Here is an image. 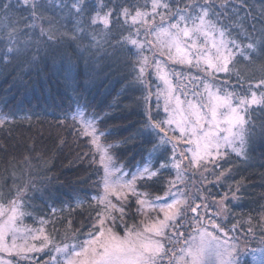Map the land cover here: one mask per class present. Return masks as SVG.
Returning <instances> with one entry per match:
<instances>
[{
  "label": "trees",
  "instance_id": "1",
  "mask_svg": "<svg viewBox=\"0 0 264 264\" xmlns=\"http://www.w3.org/2000/svg\"><path fill=\"white\" fill-rule=\"evenodd\" d=\"M36 2L34 19L31 0L29 5L0 0V116L5 117L0 125V204L21 202L26 225L35 228L43 222L51 249L82 244L103 208L93 199L101 192L102 168L90 139L70 116L74 104L98 118V132L110 133L101 142L113 145L109 152L116 165L130 171L143 166L154 149L137 63L124 39L133 38L134 27L130 17L121 15L124 8L130 16L137 8L148 12L152 0H84L80 12L72 7L77 0ZM164 2L175 10L187 0ZM222 2L213 0V19L230 41L243 45L261 37L264 0H226L221 7ZM6 3L11 7L4 9ZM109 11L108 28L92 23L97 12ZM9 47L21 52L8 53ZM250 55V60L238 55L228 73L238 95L264 93V86L255 87L264 80V51ZM249 113L256 134L245 155L229 154L216 165V172L223 173L216 198L224 203L220 222L264 244V138L259 134L264 105ZM154 155L150 162L153 171L159 170L157 177L136 184L149 198L165 193L172 178L168 167L160 168L167 164L165 150ZM136 208L130 198L125 218L130 226L140 219ZM113 226L123 233L117 230L120 224Z\"/></svg>",
  "mask_w": 264,
  "mask_h": 264
},
{
  "label": "snow or ice",
  "instance_id": "2",
  "mask_svg": "<svg viewBox=\"0 0 264 264\" xmlns=\"http://www.w3.org/2000/svg\"><path fill=\"white\" fill-rule=\"evenodd\" d=\"M29 3L30 0H23L24 5H29ZM83 3L84 0H77L72 7L80 12V5ZM224 3L226 0H223L221 7L224 6ZM31 6L32 16L35 19L39 4L36 0H31ZM3 7L8 9L11 5L6 3ZM160 9L164 11L161 12ZM121 15L126 19L130 17L133 24L142 23L147 27V35H152L155 38L154 41L146 39L144 43L131 37L124 38L141 53L146 44L153 47L159 46L160 54L166 55L167 59L173 63L187 64L197 68L203 65L202 70L208 76L221 72L230 73V66L238 55L245 60H250V53L264 51V32L261 33L259 39L247 44L242 45L235 39L229 41L226 37L227 30L213 19L216 15L213 0H200L199 3L197 0H187V3L182 7L178 4L175 10L164 0H152L150 13L137 8L135 15L130 16L129 10L124 8ZM110 16V11L103 16L97 12L92 18V23L96 24L99 21L104 24L105 28H108ZM156 16L160 17L159 24L155 23ZM148 17L151 19H147ZM44 34L45 30L41 28V35ZM9 38L14 39L12 33H9ZM48 38L53 39L51 35ZM249 39L252 38L249 37ZM258 45H260L259 49ZM7 51L8 53H20L21 49L9 47ZM147 63L148 57L141 55V76L145 71L144 65ZM157 70L163 72L159 62H157ZM160 78L166 84L169 83L166 75H161ZM261 86H264V80L255 85L257 88ZM204 87L207 92L206 102L187 101V108H184L182 107L184 102L177 96L175 108L170 111L169 119L161 123L152 122L148 125L153 129L164 131L162 124L171 125L174 123L180 137L165 138L167 137L165 132V137H162L160 142L167 144L172 139H180L182 142L193 145V148L188 149L191 153L189 163L193 168L214 163L218 158H222L225 155L222 149L225 147L231 149L237 156L245 155L247 143L256 134V125L251 122L249 109L254 105H264V93L257 95V92L251 91L250 96H238L237 93L227 91L225 88H216L213 91V86L207 83ZM234 99H238V103L235 105L233 104ZM171 102L172 96L169 93L165 103L166 112H169L168 105ZM4 123L5 119L0 118V125ZM259 127V134L264 138V122L260 123ZM106 134L110 133H98L92 121L84 124L82 135L91 137V143L95 151L100 154V162L104 167V194L93 198L103 206L102 210L97 212V223L93 225V231L88 233V238L82 244L73 245L71 248L68 245L62 248L57 247L56 251L64 254V264H163L164 257L168 255L170 249L166 248L162 241H171L166 229L182 214V207L187 201L173 198L170 203H150L146 198V193L137 191L138 180L151 181L158 175L159 170L153 171L150 163H146L138 173H134L129 181H125L122 176H117L116 173L121 169L115 168L112 157L108 155V150L113 145L101 143V137ZM185 137H187L186 140ZM172 158L175 161V151ZM172 166L178 170L176 179L181 180V162L175 161ZM166 167H168L166 163H161V169ZM171 187H175V181L171 182L166 195L175 197L176 194L171 192ZM112 196L120 202L119 205L112 202L110 199ZM130 196L137 197L135 201L138 206L137 212L148 217L149 210L156 211L157 217L150 219L149 222L141 221L142 227L125 225L124 234L119 235L113 227L107 225V222L111 220L115 223L114 213L117 212L123 219L124 204ZM163 199L164 197H156L157 201ZM198 208L199 205L192 207L191 211L197 212ZM160 214L163 219L159 218ZM22 215L24 213L20 211L18 200L10 201L9 206L0 204V217H6L0 221V251L10 252L13 249L19 252L39 251L34 245L28 246L25 243L18 246L16 244V233L21 231L16 227V223ZM210 223L211 228L216 229V232L197 225L194 230L198 233V238L192 237L191 243L184 241L187 247L180 249L182 255L177 256L173 251L169 257V264H239V260L235 256L237 252L235 246L230 245L228 240H221V237L217 235V232H224V229L215 221ZM24 231L31 230L25 229ZM40 232L43 233V229H40ZM9 233L13 236L11 247L5 241V237ZM224 235L226 236L227 233L224 232ZM39 238V236L32 237V239ZM44 240L51 242L47 236H44ZM250 255L255 264H264V248L252 249Z\"/></svg>",
  "mask_w": 264,
  "mask_h": 264
},
{
  "label": "rangeland",
  "instance_id": "3",
  "mask_svg": "<svg viewBox=\"0 0 264 264\" xmlns=\"http://www.w3.org/2000/svg\"><path fill=\"white\" fill-rule=\"evenodd\" d=\"M21 4H23V0H21ZM160 11H163V9H160ZM148 12L150 13L151 10ZM158 18L159 16H156L155 20H157ZM147 19H151V17H148ZM130 22V26L132 28L134 27V34L132 39H136L141 43H144L146 39L153 41L155 40L152 35H147V27L144 26L142 23L138 22L136 24H133L131 19ZM3 24L4 23H0V25ZM129 44L132 47V58L134 59V62L137 63L138 77L140 78V83L144 89V111L145 117H147V122L149 125L152 122L161 123L169 119L170 111L175 108V98L177 96L182 102H184L182 104V107L184 108H187V101H192L194 103L206 102L207 92L205 91L204 87L205 83L212 85L213 91H215L216 88H225L227 91L233 92L228 73H214L213 76H208L202 70L203 65L197 68L196 66L190 67L187 64L173 63L171 60L167 59L166 55L160 54L159 46L153 47L152 45L146 44L141 53L140 50L137 49L134 45H132L131 43ZM229 47H231V44H229ZM141 55L148 57V63L144 65L145 71L143 73V76L140 75ZM157 62H159L160 67L163 69L162 73L158 72L157 70ZM161 75H166V78L169 81L168 84H166L164 80L160 78ZM225 81H227V84H225ZM169 93H171L172 102L168 105L169 112H166L165 103L166 99L169 96ZM238 96L243 95H241L240 93V95ZM236 103H238V99L233 100V104L235 105ZM255 106L257 105L252 106V108ZM70 116L73 119L75 117V123L78 124L82 132L84 129V124L89 121L94 122V126L98 132V128L96 125L98 118L88 116L86 114V111L80 104H74ZM0 118L5 119V117L2 116H0ZM162 127L164 128V131H160V129H153L150 127L152 139H154L155 142V148L152 150L150 157L153 158L155 156L154 154L156 150H165V153L167 155L168 169L172 173L171 182L175 181V187H171V192L175 193L176 196L173 197L171 195H166V193H168L167 190L165 193L159 195L160 197H164L163 200L157 201V196L153 198H149L147 196L146 198L150 203L156 204H163L165 202L170 203L173 198L184 199L187 201V203L182 207V214L179 215L176 220L172 221L170 226L166 229L167 235L171 237V241H162L163 243H165L166 248L170 249L168 255L164 257L163 264H169V257L172 255L173 251L176 253L177 256L182 255L180 249L187 247V244H185L184 241H188L189 243H191L192 237L198 238V233L194 230L196 229L197 225L206 227L209 231L216 232V229L211 228V221H215L218 225H220L222 229H224V232L227 233V235L225 236L224 232H217V235L221 237V240H228L230 245L235 246V248L237 249L235 256L238 258L239 264H255V261L251 259V250L264 248V244L261 241L255 240V237L253 235H244L243 233L237 231L234 227L227 226L223 222H220V220L224 218V203L223 199L218 200L216 198V195L218 185L220 183L219 179L221 178L219 175L222 174H218L216 172L217 169L215 168L217 164L221 163L223 158H225L229 154L237 156L236 153L233 152L231 149L225 147L224 149H222V151L225 153L222 158H218L214 163L205 164L199 168H193V166L189 163V160L191 159V153L188 151V149L193 148L194 146L182 142L180 139H172L170 143L161 144L160 141L162 137H165V132L167 133V137L165 138L180 137V133L178 130H176V125L174 123L171 125L162 124ZM87 137L90 139L91 142V137ZM184 139L186 140L187 137H185ZM92 149L97 154L99 165L101 166L103 172L101 181V192L97 196L99 197L104 194V167L100 162V154L95 151L93 145ZM174 151L175 161L181 162V180L176 179L178 170L172 166L175 162L172 158ZM108 155L111 156L109 150ZM150 157H147L148 159L146 160V163H150L151 165ZM185 157H187V159H185ZM112 163L114 164L115 168L121 169V171L116 173V175L122 176L125 181L131 180L132 175L134 173H138V171L142 169L146 164L145 163L143 166H137L135 169L130 171L122 168L121 166L116 165L113 158ZM170 186L171 184L169 185V188ZM137 191L142 192L139 188H137ZM130 198L135 199V201L137 199V197L132 196H130L129 199ZM110 199L113 203H116L118 205L120 204V202L117 201L114 196L110 197ZM128 203L129 200L124 204L125 214L123 216V219L120 218V213L117 212L114 213V215L116 216L115 223H113V221L111 220L107 222V225L113 227L114 231H116V226L113 225L120 224L122 230L119 228V226H117V230L123 231V233L119 234V232H117V234L119 235L124 234L126 230L125 225H127L128 227H142L141 221L149 222L150 219H154L157 217L156 211L149 210L148 217H145L141 213L137 212L140 219H137L136 223L130 226L125 221V218L127 216L126 207ZM9 205L10 204L6 206ZM197 205H199L198 211L192 212L191 208ZM20 211L23 212L21 208ZM5 218L6 217H0V221ZM159 218L163 219L162 214H160ZM25 220L26 215L24 213V215H22L16 223V227L21 229V231L16 233V244L18 246L24 245L25 243H27L28 246L34 245L36 249H39V251L19 252L16 249H13L10 252L0 251V264H64V254L58 253L56 251V248H62L65 245H68L69 248H71L74 244H61L59 246L49 249V242H46L44 240V236H46V234L44 232L43 222L40 221V225L33 228L26 225ZM25 229L31 231H24ZM40 229H43V233L40 232ZM33 236H39L40 238L32 239ZM5 241L7 245L11 247L13 241V236L11 233H9L5 237Z\"/></svg>",
  "mask_w": 264,
  "mask_h": 264
}]
</instances>
